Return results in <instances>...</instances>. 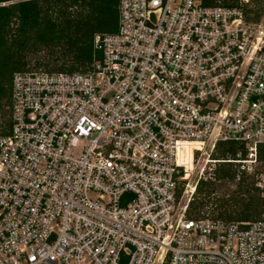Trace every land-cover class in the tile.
Masks as SVG:
<instances>
[{
	"label": "built area",
	"instance_id": "2783aa9c",
	"mask_svg": "<svg viewBox=\"0 0 264 264\" xmlns=\"http://www.w3.org/2000/svg\"><path fill=\"white\" fill-rule=\"evenodd\" d=\"M237 3L118 0L86 70L12 75L0 264H264V0ZM220 165L260 217H185Z\"/></svg>",
	"mask_w": 264,
	"mask_h": 264
},
{
	"label": "trees",
	"instance_id": "16d2710c",
	"mask_svg": "<svg viewBox=\"0 0 264 264\" xmlns=\"http://www.w3.org/2000/svg\"><path fill=\"white\" fill-rule=\"evenodd\" d=\"M237 5V0H206ZM261 7V0H251ZM118 0H0V134H7L11 77L31 69L33 56L43 53L35 67L46 71L86 70L96 53V35L117 28ZM234 143H218L217 156L235 154ZM232 171L220 165L215 181H200L185 210L187 218L207 217L212 199L213 218L247 222L261 216L263 200L253 183L243 178L230 187ZM230 187V191L229 188ZM221 192V193H220ZM216 193H220L216 195Z\"/></svg>",
	"mask_w": 264,
	"mask_h": 264
},
{
	"label": "rangeland",
	"instance_id": "374dc122",
	"mask_svg": "<svg viewBox=\"0 0 264 264\" xmlns=\"http://www.w3.org/2000/svg\"><path fill=\"white\" fill-rule=\"evenodd\" d=\"M43 55H44L43 53H39V54H37V55H35V56L32 57V59L30 61L31 63L29 65L31 67V69H35V70L36 69H39V68H36L35 67V63L37 62V60H39L40 58H42ZM228 188H229V191H230V187H228ZM220 193H216V195H219ZM214 196L215 195H213L212 198H210V201H209L208 205L204 208L205 215L207 217H210V218H213V213H211V206H212V203L211 202H212V199H213ZM188 197L189 196H187V195L183 196L182 203L187 202Z\"/></svg>",
	"mask_w": 264,
	"mask_h": 264
}]
</instances>
